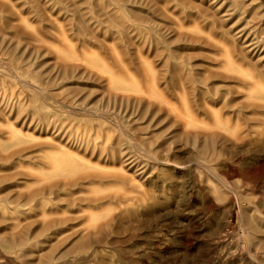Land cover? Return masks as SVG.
Segmentation results:
<instances>
[{"label":"rangeland","instance_id":"1","mask_svg":"<svg viewBox=\"0 0 264 264\" xmlns=\"http://www.w3.org/2000/svg\"><path fill=\"white\" fill-rule=\"evenodd\" d=\"M255 84L264 0H0V264H264Z\"/></svg>","mask_w":264,"mask_h":264},{"label":"bare ground","instance_id":"2","mask_svg":"<svg viewBox=\"0 0 264 264\" xmlns=\"http://www.w3.org/2000/svg\"><path fill=\"white\" fill-rule=\"evenodd\" d=\"M210 4H213V3H210ZM209 4V5H210ZM217 9H218V12L217 11H213L214 12V14L219 18V19H222L223 18V16H219V14H220V8L219 7H217ZM66 57H70V56H66ZM231 67H233V68H236L233 64L231 65ZM246 76H249V74H245ZM113 82L114 83H119L118 81H117V79H115V77L113 78ZM255 90L253 91V92H256V91H258L257 93H255V94H253V95H257V96H259L261 93H263L264 92V87L261 85V84H255ZM193 122V121H192ZM194 123V122H193ZM75 161V160H74ZM73 162V161H72ZM138 166V165H137ZM144 166V165H143ZM170 170H174V169H176V170H183V168L182 167H168ZM143 173V172H142ZM76 184H79V182H76ZM102 202V200H93V201H91V203L93 204V205H97V204H100Z\"/></svg>","mask_w":264,"mask_h":264}]
</instances>
